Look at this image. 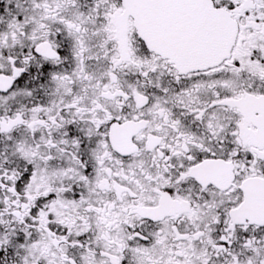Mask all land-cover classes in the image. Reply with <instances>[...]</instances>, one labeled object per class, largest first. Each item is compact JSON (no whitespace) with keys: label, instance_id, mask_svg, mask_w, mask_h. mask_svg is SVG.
Listing matches in <instances>:
<instances>
[{"label":"snow or ice","instance_id":"obj_1","mask_svg":"<svg viewBox=\"0 0 264 264\" xmlns=\"http://www.w3.org/2000/svg\"><path fill=\"white\" fill-rule=\"evenodd\" d=\"M0 264H264V0H0Z\"/></svg>","mask_w":264,"mask_h":264}]
</instances>
